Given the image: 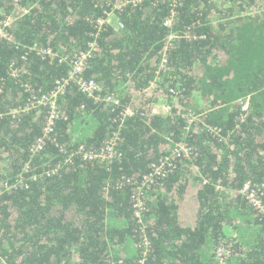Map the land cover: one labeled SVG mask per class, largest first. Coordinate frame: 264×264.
I'll return each mask as SVG.
<instances>
[{"label": "trees", "instance_id": "trees-1", "mask_svg": "<svg viewBox=\"0 0 264 264\" xmlns=\"http://www.w3.org/2000/svg\"><path fill=\"white\" fill-rule=\"evenodd\" d=\"M0 10L14 19L0 42V184L26 181L0 199V264H264V213L239 193L264 182V0H1ZM111 12L122 28L100 27ZM93 42L84 76L119 105L69 86L67 119L33 155L48 109L26 108L67 76L60 59ZM115 135L117 157L84 159ZM182 147L191 156L145 185L139 224L134 184ZM240 217L251 241L226 230Z\"/></svg>", "mask_w": 264, "mask_h": 264}, {"label": "built area", "instance_id": "built-area-1", "mask_svg": "<svg viewBox=\"0 0 264 264\" xmlns=\"http://www.w3.org/2000/svg\"><path fill=\"white\" fill-rule=\"evenodd\" d=\"M1 1V0H0ZM15 3H19L20 0H13ZM122 5H120L121 7ZM1 11V10H0ZM24 14H29L30 9H23ZM174 15L175 13L172 12ZM13 16L10 15L6 18L0 19V42L2 40H11L12 35L9 32V28L13 24ZM171 23V20L168 21V24ZM100 27L111 25L117 29L122 28V24L119 22V18L115 14V12H111L107 14L106 18L100 19L98 21ZM96 48V42H93L89 45V48L86 51L79 54V56L74 57L72 60H66V58L60 59V56L54 54L51 49H44L40 50V54L44 56H52L53 58L59 57L60 62L68 63L69 70L66 77L56 82L55 88L41 96H33L27 110L38 108V107H46L48 109L47 118L43 127V136H41L36 143L31 147V152L33 155L41 154L44 145L46 144L47 140L50 139V136L53 134L58 121L61 119L66 120V113L62 112L60 107V98L66 92V89L69 86L75 87L78 92L82 95L86 96L88 99L93 100L95 103H104L112 106H118L120 101L115 97L113 94H103V87L99 84L96 80L91 78H86L84 76L85 71L90 62V58L92 56L93 51ZM69 61V62H68ZM13 75L17 76V71H13ZM106 95V96H105ZM250 109V98H246L242 101V112L244 116L248 113ZM158 108H155V113L157 112ZM163 110L165 113L169 111V107L163 106ZM126 116L133 115L134 111L131 107H127L123 111ZM19 113V111L15 112ZM119 137L115 135L112 137L106 145L100 149L98 152H86L84 154V159L93 161V160H110L118 155L117 147H119ZM192 150L190 148L182 147L181 150H177L172 154L170 157H167L165 160H162L159 165H153V171L144 176L143 181L141 184L135 183L134 193L132 195L133 200V208H134V219L137 220L139 224L144 225V217L147 213V199H146V191L147 187L146 184H152L154 182V178L156 177H164L167 173V168L172 167L171 162L175 160V155L180 156H191ZM37 178V177H36ZM35 178V179H36ZM128 183L130 180H127ZM26 186V181L21 176L14 182H4L0 184V199L10 191L18 188H22ZM239 193L246 198L248 204L256 209H259L262 213H264V202L261 199V196H264V182L263 184L259 185V183H254L252 181L246 182ZM143 228V227H142ZM143 243L145 244V249L143 253L146 255L148 251V240L143 235L142 237ZM138 264H145V258L140 260Z\"/></svg>", "mask_w": 264, "mask_h": 264}, {"label": "rangeland", "instance_id": "rangeland-1", "mask_svg": "<svg viewBox=\"0 0 264 264\" xmlns=\"http://www.w3.org/2000/svg\"><path fill=\"white\" fill-rule=\"evenodd\" d=\"M161 109V108H160ZM234 226V227H233ZM233 226H230L232 229H233V231H230V230H228V232L229 233H232V236L233 237H235V239H236V242H238V240L241 242V241H244V242H248V241H251L252 239H253V236H252V233L250 234V233H248L249 234V236H246V237H244V233L245 234H247L246 232L247 231H245L243 228H245L246 227V225H244V223H243V219H242V217H240L239 218V221H237V225H236V227H235V225H233ZM240 236H242V237H240ZM209 246H211V244H209ZM244 246V245H243ZM207 249V248H206ZM213 250V249H212ZM212 250H205V252L207 253V255L209 256L210 255V253L212 252Z\"/></svg>", "mask_w": 264, "mask_h": 264}, {"label": "crops", "instance_id": "crops-1", "mask_svg": "<svg viewBox=\"0 0 264 264\" xmlns=\"http://www.w3.org/2000/svg\"><path fill=\"white\" fill-rule=\"evenodd\" d=\"M156 113L157 114H163V115L165 114L163 108H161V109L159 108Z\"/></svg>", "mask_w": 264, "mask_h": 264}, {"label": "water", "instance_id": "water-1", "mask_svg": "<svg viewBox=\"0 0 264 264\" xmlns=\"http://www.w3.org/2000/svg\"><path fill=\"white\" fill-rule=\"evenodd\" d=\"M226 230H227V231H228V230L233 231V229H232L231 227L226 228ZM230 234L232 235V233H230Z\"/></svg>", "mask_w": 264, "mask_h": 264}]
</instances>
